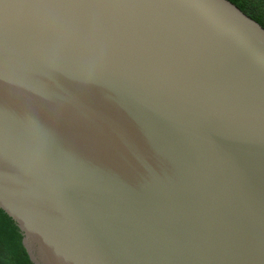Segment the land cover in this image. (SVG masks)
<instances>
[{
  "label": "water",
  "instance_id": "95a60500",
  "mask_svg": "<svg viewBox=\"0 0 264 264\" xmlns=\"http://www.w3.org/2000/svg\"><path fill=\"white\" fill-rule=\"evenodd\" d=\"M0 247L264 264V27L230 0H0Z\"/></svg>",
  "mask_w": 264,
  "mask_h": 264
},
{
  "label": "trees",
  "instance_id": "16d2710c",
  "mask_svg": "<svg viewBox=\"0 0 264 264\" xmlns=\"http://www.w3.org/2000/svg\"><path fill=\"white\" fill-rule=\"evenodd\" d=\"M230 1L264 27V0ZM0 264H31V262L0 247Z\"/></svg>",
  "mask_w": 264,
  "mask_h": 264
}]
</instances>
